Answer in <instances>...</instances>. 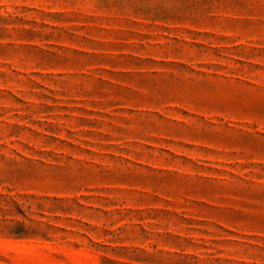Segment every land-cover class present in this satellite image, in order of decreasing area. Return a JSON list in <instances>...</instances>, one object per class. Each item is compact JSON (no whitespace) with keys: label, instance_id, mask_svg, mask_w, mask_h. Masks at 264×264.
Here are the masks:
<instances>
[{"label":"rangeland","instance_id":"1","mask_svg":"<svg viewBox=\"0 0 264 264\" xmlns=\"http://www.w3.org/2000/svg\"><path fill=\"white\" fill-rule=\"evenodd\" d=\"M0 264H264V0H0Z\"/></svg>","mask_w":264,"mask_h":264}]
</instances>
